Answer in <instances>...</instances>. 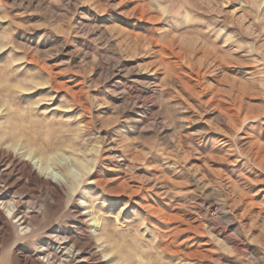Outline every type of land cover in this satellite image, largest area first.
<instances>
[{
    "label": "rangeland",
    "instance_id": "374dc122",
    "mask_svg": "<svg viewBox=\"0 0 264 264\" xmlns=\"http://www.w3.org/2000/svg\"><path fill=\"white\" fill-rule=\"evenodd\" d=\"M71 256L264 264V0H0V264Z\"/></svg>",
    "mask_w": 264,
    "mask_h": 264
},
{
    "label": "bare ground",
    "instance_id": "6f19581e",
    "mask_svg": "<svg viewBox=\"0 0 264 264\" xmlns=\"http://www.w3.org/2000/svg\"><path fill=\"white\" fill-rule=\"evenodd\" d=\"M27 160L30 162V164L32 165V171L30 172L31 175L33 176H36L38 177L37 175H41V177H43L44 179H46L48 181V183L52 184V183H56L60 186H63V185H68L69 182L67 179L63 178V176H60L59 174L57 175V173H53V172H48L46 171L42 165L39 163L38 160H35V156L32 157L31 154L28 155V157H26L24 159V161ZM38 173V174H37ZM54 191L57 192L59 191V188H55L53 187ZM17 207V204L16 203H13V208ZM56 236V235H55ZM54 239H57L55 238ZM69 259L66 260V262H63L61 264H83L80 260H78V257H77V260L75 258V256H71V257H68Z\"/></svg>",
    "mask_w": 264,
    "mask_h": 264
}]
</instances>
